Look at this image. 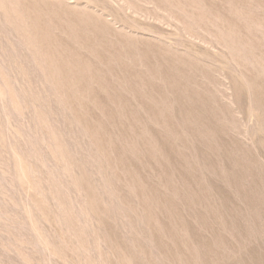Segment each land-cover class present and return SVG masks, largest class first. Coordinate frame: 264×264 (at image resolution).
Here are the masks:
<instances>
[{
    "label": "rangeland",
    "instance_id": "rangeland-1",
    "mask_svg": "<svg viewBox=\"0 0 264 264\" xmlns=\"http://www.w3.org/2000/svg\"><path fill=\"white\" fill-rule=\"evenodd\" d=\"M0 264H264V0H0Z\"/></svg>",
    "mask_w": 264,
    "mask_h": 264
}]
</instances>
